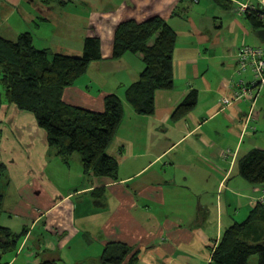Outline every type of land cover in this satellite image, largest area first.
Segmentation results:
<instances>
[{
    "label": "crops",
    "instance_id": "1",
    "mask_svg": "<svg viewBox=\"0 0 264 264\" xmlns=\"http://www.w3.org/2000/svg\"><path fill=\"white\" fill-rule=\"evenodd\" d=\"M61 1L0 0V35L15 40L29 32L36 48L67 55H80L86 37L100 39L101 58L89 63L62 98L97 112L109 94L122 100L124 116L107 148L118 161L117 178L85 175L77 153L60 161L73 167L70 176L49 173V160L60 156L46 132L33 113L3 100L2 205L29 221L16 256L32 246L21 264L28 255L32 264H106L104 248L120 243L129 248L122 264L132 257L135 264H208L224 231L244 221L264 194V185L247 182L238 170L243 155L264 150V89L254 103H223L240 79L252 78L249 70L236 72L239 48L264 47L237 3L264 11V0ZM153 15L176 31L174 86L157 90L154 113L142 115L126 101V90L144 63L131 53L114 58V35L120 23ZM193 89L194 108L173 119ZM10 219L4 225L12 228ZM16 256L2 260L15 264Z\"/></svg>",
    "mask_w": 264,
    "mask_h": 264
},
{
    "label": "trees",
    "instance_id": "2",
    "mask_svg": "<svg viewBox=\"0 0 264 264\" xmlns=\"http://www.w3.org/2000/svg\"><path fill=\"white\" fill-rule=\"evenodd\" d=\"M49 2L50 0H42ZM53 1V0H52ZM63 4L61 0H54ZM259 7L248 10L245 18L257 32L264 28ZM176 31L161 17L153 15L145 20L133 19L120 23L115 31L113 57L125 53L135 54L144 68L126 90V101L136 113L151 115L155 110V92L170 90L174 86L173 53ZM49 56H52L49 59ZM101 58L100 39L86 37L80 55L51 54L34 46L29 32L20 33L15 40L0 35V71L4 93L3 100L18 109L34 114L37 124L47 135L49 147L56 150L64 161L73 154L81 156L85 175L115 180L118 161L107 152L117 135L124 116L123 102L116 94L105 97L101 112L66 103L63 90L85 74L91 61ZM197 102V91L191 90L173 112L179 119L190 112ZM242 178L252 184L264 185V150L254 148L238 161ZM6 172L0 164V183L5 185ZM264 188V187H263ZM3 194L0 192V204ZM26 233H14L0 226V264L7 252H15ZM129 248L120 243L108 244L102 261L122 264ZM257 256L256 264H264V203L257 202L247 218L227 228L213 248L208 264H249ZM132 257L125 264H135ZM39 264H59L55 260H42Z\"/></svg>",
    "mask_w": 264,
    "mask_h": 264
},
{
    "label": "built area",
    "instance_id": "3",
    "mask_svg": "<svg viewBox=\"0 0 264 264\" xmlns=\"http://www.w3.org/2000/svg\"><path fill=\"white\" fill-rule=\"evenodd\" d=\"M237 5V11L240 15H245L248 10H253L255 8V5L247 1H239ZM260 18L264 23V13L260 14ZM247 70L252 74L251 80L244 81L240 79L236 83L238 87L234 90L233 96L223 99L224 104L228 105L234 101L246 98L254 103L257 93L264 89V47L243 45L239 48L236 61V72L237 74H241ZM259 201L264 203V194Z\"/></svg>",
    "mask_w": 264,
    "mask_h": 264
},
{
    "label": "rangeland",
    "instance_id": "4",
    "mask_svg": "<svg viewBox=\"0 0 264 264\" xmlns=\"http://www.w3.org/2000/svg\"><path fill=\"white\" fill-rule=\"evenodd\" d=\"M262 46H264V44ZM51 58H52V56H49V59H51ZM0 93L2 95L4 93V90H3V86L1 84V81H0ZM262 109H263L262 110V113H264V105H262ZM49 161H51V162H49L51 164L47 168V171L49 173H52L56 177L62 178V179L65 178L66 175H69V176L71 175L70 172L73 170V167L72 166H68L67 167V166L61 165V163H62V162H60V161H62L61 160V157H60L59 160H49ZM53 163H57V165L54 166L55 164H53ZM5 172H6V170H5ZM16 214H17V212L15 214L8 213L5 210V207L2 204H0V226H4V227L10 228L14 233L20 234V237H21L22 236L21 235L22 231L24 229H27V227L24 225V223H27L29 225V221H28L27 217L24 216L23 214H21V213L20 214H17V215ZM9 218H11V219L9 220L8 223L11 222L12 228L8 224L7 225H4ZM27 248L28 249H32V246L26 247V250H27ZM26 250H24L23 253L20 254V255H18V256H16V253L15 252H7L5 254V258H11L12 255H15L16 257H18V259H17V261H16L15 264H21V260L23 258L25 259V254L28 252ZM27 259H28V263H27V261H24V263H22V264H26V263L27 264H32V263H34L33 262L34 261L33 260V257H30L28 255V258ZM8 260H10V259H8ZM256 263H257V256L256 255H252L249 258V264H256Z\"/></svg>",
    "mask_w": 264,
    "mask_h": 264
},
{
    "label": "water",
    "instance_id": "5",
    "mask_svg": "<svg viewBox=\"0 0 264 264\" xmlns=\"http://www.w3.org/2000/svg\"><path fill=\"white\" fill-rule=\"evenodd\" d=\"M257 35L259 36V38L264 44V28H260L259 30H257Z\"/></svg>",
    "mask_w": 264,
    "mask_h": 264
}]
</instances>
